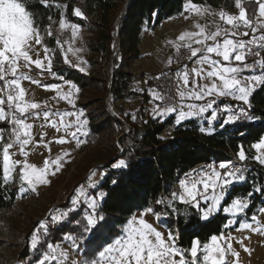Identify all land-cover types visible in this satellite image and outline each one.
Segmentation results:
<instances>
[{"label": "snow or ice", "instance_id": "6c2138e0", "mask_svg": "<svg viewBox=\"0 0 264 264\" xmlns=\"http://www.w3.org/2000/svg\"><path fill=\"white\" fill-rule=\"evenodd\" d=\"M31 0H0V186L7 188L18 182V193L22 197L28 192H37L40 186L51 183L50 176H55L66 162L65 158L70 153L63 151L55 158L46 157L42 166L29 161V145L34 143L32 129L33 124L28 121L40 118L41 115L46 124L54 128L58 133L63 131L66 135L58 137L54 143L60 145L76 141L79 146L84 143L80 137L87 136V118L83 110L76 111H50L47 102L41 103L27 98V89L24 81L40 84L39 80L30 75L33 66L40 70V75L52 69V50L43 43L44 35L37 21L35 12L30 10ZM45 8H62L66 11L67 4H60L57 0H37ZM258 5L254 18L249 17L248 10L243 6L242 0H234L238 14H232L221 10L218 14L194 0H186L184 11L192 15L203 17L206 14L218 15L223 23L210 27L208 24H194L195 30L182 32L174 44L177 52L181 48L187 49V59L194 61V66L189 68L184 65L176 72V97L164 95L152 90L154 100L165 102L163 108L158 104L153 109V114L161 116L177 113V123L190 117L200 116L213 109L220 98H231L250 106V98L257 86H264V56L256 49H264V0H254ZM74 15L83 17L80 8L73 9ZM187 18V17H186ZM47 19L52 21V17ZM71 27L72 36L79 34V26L69 24L61 12L59 29ZM241 28L249 31H240ZM46 35L53 36L51 23L47 26ZM241 39L239 37H249ZM56 45L63 53L65 63H71L68 52L74 49L68 41L62 42L59 36L54 38ZM65 44H68L65 49ZM43 45L45 53L40 58L37 46ZM79 51V49H75ZM36 57L33 59V57ZM249 56L256 57L248 62ZM45 60L47 63L45 64ZM81 63H86L80 61ZM169 64L173 60L169 58ZM78 66V65H76ZM23 69H27L24 71ZM80 71H85L80 68ZM258 73L243 75V73ZM55 75V74H53ZM63 79V77H58ZM70 84L73 91H61L62 85H44L48 90H56L59 99L66 100L75 108L72 99L79 92L76 84ZM208 97L213 99L207 100ZM206 103H193L186 101H205ZM219 107V105H217ZM43 108V111H38ZM59 117V120L52 119ZM75 117L74 120L68 118ZM223 117L221 126L235 123L242 117H248L245 108L233 107L225 104L221 112L213 109L209 116L210 121H216ZM133 119L135 117L133 116ZM44 125H42L43 127ZM203 131V129H201ZM68 137H71L69 139ZM36 146H47L43 135ZM254 155L249 157L245 146L238 148L237 157L240 162L253 159L260 165H264V137L251 144ZM17 149L18 151H14ZM19 154L22 159H16ZM113 168H128L125 159H119L112 164ZM246 166H237L232 160H223L210 163L199 169H193L178 180L177 185L166 195L155 201L161 206L160 210L149 205L144 207L139 214H131L122 221V227L116 231L112 220L103 213L101 202L107 193L96 191L91 193L80 186L74 191L67 210L54 206L48 217L38 221L31 235V248L37 253L34 264H67L69 253L56 242H48L50 236L49 224L59 225L67 220L70 213L77 211V206L85 203L86 208L79 218L73 217L75 224L70 232L62 239L70 242L73 248L79 249L78 241L87 240L88 248L81 261H72V264H240L239 252L235 250L230 235L223 231L211 234L202 241L198 236L185 248L178 243V233L172 229L167 230V235L152 222L146 219L151 215L157 223L163 227L166 218L177 211V205H185L194 208L208 220L213 214L223 211L234 219L228 220L225 228L237 223L235 217L245 214L249 209V199L245 196H236L226 201L229 190L236 184L246 181ZM93 176L95 173L92 174ZM113 183L116 181L113 180ZM88 188L97 189V182L89 177ZM258 191H264L257 189ZM250 195V194H249ZM222 204L224 205L222 207ZM260 211L264 213V208ZM227 219V217H226ZM253 223L242 222L238 230L250 229L264 233V222L257 215L250 218ZM75 233V235H73ZM242 244L243 241H240ZM245 251H250L245 248ZM235 259L229 261L228 257Z\"/></svg>", "mask_w": 264, "mask_h": 264}, {"label": "trees", "instance_id": "16d2710c", "mask_svg": "<svg viewBox=\"0 0 264 264\" xmlns=\"http://www.w3.org/2000/svg\"><path fill=\"white\" fill-rule=\"evenodd\" d=\"M57 2L67 4L66 11L62 8H45L37 0H31L29 4L44 35V44L53 53L52 72L55 75L41 84H61L69 80L79 86L82 93L84 90H91L89 97L81 101L84 110L89 112L90 116L88 138L96 139L107 130H111L115 137H119V145L123 147V151L116 146L114 158L116 161L125 159L129 167L116 169L109 166V174L94 190L107 193L101 207L106 217L112 220L116 231L120 230L122 221L144 207L151 205L160 210L161 206L156 205L155 201L172 190L185 173L200 165L229 159L233 161L241 144L245 146L249 157L255 154L250 146L264 134V86H259L251 95L250 106L248 105L246 112L248 117L252 118L243 117L235 123L223 126L221 121L215 129L209 128L207 123L195 117L178 124L174 113L165 118H150L146 112L150 100L147 91L141 94L143 100L136 111L130 113L132 111L124 107V102L136 98L138 93L132 89L131 65L141 56L143 30L145 27L155 29L164 20L183 13L186 0H57ZM194 2L228 10L235 7L234 0ZM244 6L249 17L254 18L258 8L254 0H246ZM74 8H80L84 16H75ZM61 12H64V18L68 21L86 28L88 34L86 44L91 62L95 66L98 65L100 71L105 69L104 75L101 73L99 76L86 75L62 63V52L54 40L56 36L46 35L50 23H59ZM48 16L52 17V21L47 19ZM172 71L173 69L169 68L163 73H151L146 79V85L156 88L164 95L173 96ZM156 102L160 106H164L165 103L157 100ZM171 127L172 136L165 138L163 133ZM245 166L248 169L245 173L246 181L234 185L225 200L236 196L250 199L251 204L247 210L250 217L259 205L264 207L262 200L264 191L259 193L257 190H264V166L251 158L245 161ZM113 180L116 182L113 183ZM18 201V182L7 188L0 186V216L14 209ZM83 210V206H80L59 225L49 224L48 242L64 241L62 237L76 227L72 222L73 217L79 218ZM228 218L227 214L220 211L205 220L196 209L177 205V211L171 213L164 224L168 229L178 233V243L187 248L197 236L203 241L211 234L224 231ZM33 230L28 232L29 239L27 238V245L23 246L21 255L26 264H34L37 256L31 248L30 237ZM79 243L81 244L79 249L85 256L88 242L83 240Z\"/></svg>", "mask_w": 264, "mask_h": 264}, {"label": "rangeland", "instance_id": "374dc122", "mask_svg": "<svg viewBox=\"0 0 264 264\" xmlns=\"http://www.w3.org/2000/svg\"><path fill=\"white\" fill-rule=\"evenodd\" d=\"M244 1L246 0H242V3H244ZM238 12L239 9L236 8V11L233 14H238ZM66 21L69 24H75L68 21L67 19ZM76 25L79 26L80 31L78 36L76 38H73L72 29L70 26L66 27L64 30H60L59 23L51 24L53 36H59L62 42L68 41L74 49L72 52H68V59L71 61V63L64 62L63 53L62 63H65L79 71L80 68H84L85 71L80 72L86 75L99 76L100 73L104 75L105 69H101L100 71L99 66H95L93 62H91L89 50L86 44L88 36L86 28L80 26L79 24ZM240 31H249L251 36V31L249 29L241 28ZM250 36L239 38L246 40L249 39ZM37 47L39 49L40 58L43 59L45 55L43 51V45ZM67 47L68 44H65V49H67ZM75 49H79V51H75ZM262 51L264 50L262 49L261 53ZM261 56H264V52L261 54ZM35 58L36 57L34 56L33 59ZM174 59L175 63L178 62V52L174 54ZM187 60L188 61L181 63L178 67L188 65V67L191 68L193 59ZM80 61H84L86 63H81ZM46 63L47 61L45 60V64ZM142 68L143 66L139 65V63L137 62L131 65V72L133 73L132 89L134 91H137L138 93L136 94V98L124 102V107L126 110L132 111L130 113L136 111L140 107L143 100L141 94L147 91L150 95L148 107H146L147 116H149L150 118H165L168 115L161 116L159 114H153V109L158 105V103L153 99L152 90L157 91V89L148 87L146 85V79L149 77V74L154 71L149 69L147 72L143 71ZM23 70L27 71V69ZM53 74L54 73L51 69V72L45 71L43 75H40V70L36 69L35 66H33L32 71L30 72V75L33 77V79L39 80L40 83L52 78L54 76ZM65 81L61 84V91L69 92L71 90L74 92V90L71 89L70 84H66ZM23 86L27 89V98L29 100L41 103L42 105L43 102L46 101L47 109L50 111L63 112L83 110L85 116L82 117V119L87 118L88 120L86 128L89 134V112H86L84 110L85 107L81 103L85 101L86 97H89V92H92L91 90H84L82 93L79 86H77L79 88V92L75 93L72 97L75 102V108H73L72 105L68 104L66 100L57 98L58 94L56 90H48L42 84H33L29 81H24ZM191 102L198 103L200 101ZM227 102L228 105H237V107H243L245 108V110H247L248 107V105H244L242 102L231 103L228 100ZM109 106L111 107V103H109ZM220 107H217V105H215L213 109H215L217 112H221L222 110ZM213 109H210L208 112L200 116L194 117L201 122L207 123L210 126L209 128L215 129L217 127V124L220 123L223 118L219 117L216 121H210L209 116L211 115ZM38 111L42 112L43 108ZM174 114L177 117V113ZM52 119L59 120V117H52ZM68 119L74 120L75 117H70ZM241 119H243V117ZM146 120L147 117L145 118V121ZM28 122L34 125L32 129L34 143L29 145L28 149L31 153L29 156L30 162L42 166L43 160L49 156L48 148L51 149V156L53 158H55L63 151L69 152L70 156L65 158L66 162L64 163V166L61 168V170L57 172L55 176L49 177V179L51 180V183L49 185L40 186L37 189L38 194L36 192H28L22 197L19 196L17 206L0 216V264H26V262L21 259V255L24 250L23 246L27 245L26 242L28 241L27 238L29 237L28 232L31 229L35 228L38 221L48 217L49 212L53 209L54 206L67 210V208L70 207V201L74 194V191L80 186H84L87 191L95 193L93 189L88 188L89 177L97 182L98 187L104 177L109 174L112 164L118 161H116L114 158V155H116L117 151L116 146L119 148V150L123 151V147L119 145V137H115L111 130L103 132L102 134L98 135L96 139H89L88 134L87 136H82L80 137V139L85 142L81 143L79 146L76 145L75 140H72L71 143L60 145L58 143H54L53 141H55L58 137L64 136L66 134L63 131L58 133L54 128L46 124H44L43 128L40 127V125H42L41 123L44 122L42 115L40 118H33ZM42 135L44 137V141L47 143V146L43 144H41L40 146H36L35 142H39ZM163 136L165 138L171 137L172 127L168 128L163 133ZM262 137H264V134ZM68 138L71 139V137ZM14 151L18 150L14 149ZM15 158L22 159L19 154H17ZM233 162L241 167L245 166V162H240L237 155ZM201 167L203 166L200 165L195 169H199ZM93 173H95L94 176L92 175ZM259 193H261V191H259ZM262 200L264 201V195L262 196ZM250 204L251 203L249 199V206ZM80 206H83V208L87 207V205L83 203V201L81 205L77 206V209ZM261 208L264 207L262 205H259L255 209L253 214L257 215L258 219L261 222H264V213L260 211ZM247 210L245 214H241L235 217L237 223L233 224L229 228H226L223 232L226 235H230L231 237H233L231 242L235 250L240 254V264H264V233L255 232L250 229L238 230L239 224L242 222L253 223V226L255 227V222L250 219L253 214L249 217L247 214ZM140 211L141 210H138L134 214L138 215ZM227 215L229 216L228 220L234 219L229 214ZM146 219L160 228L161 231H164L165 235H167L168 227L166 226V224L161 227V225L157 223L151 215L147 216ZM240 241H243V243L241 244ZM57 243L61 244V246L69 253L67 264H72V261L74 260L81 261L88 258L81 253L82 250L73 248L68 241L64 240ZM245 248L249 249L250 251H245ZM228 259L229 261H232L235 258L229 256Z\"/></svg>", "mask_w": 264, "mask_h": 264}, {"label": "crops", "instance_id": "0c3cea01", "mask_svg": "<svg viewBox=\"0 0 264 264\" xmlns=\"http://www.w3.org/2000/svg\"><path fill=\"white\" fill-rule=\"evenodd\" d=\"M244 3H245V1H244ZM244 3H243V6H244ZM201 5L210 8L212 13H217V14L221 10L228 12V13H232V14L236 11V7H234L232 10H228L226 8H215V7L210 6L208 4H201ZM196 22H199L200 24H208L211 27L213 25V23L221 24L222 21L219 20L218 15L206 14L203 17H200V16L192 15L189 12L183 11V13H181L178 16L171 17V18L164 20L155 29H150V28L145 27V29L143 30L142 42L140 45L141 56L139 57V59L136 62L139 63V65L143 66V68H142L143 71L148 72L149 69L154 71L151 73H158L159 74V73H163L164 71H167L169 68L173 69L172 74H171V76H172V87H173V97H176V92H175V88H176V84H177L176 72L179 71L183 67H178L180 65L177 62L175 63L174 54L177 52V50H176L174 44L170 43V41H176L178 36L184 31L195 30L194 24ZM169 58H171L173 60V63L169 64L167 62L169 60ZM195 59L196 58H193V62L191 63V67L194 66ZM150 74H149V76H150ZM243 74L249 75V74H253V73L245 72ZM61 84H59V85H61ZM258 87L259 86H257V88ZM151 88H153V87H151ZM211 99H213V98L212 97L207 98V100H211ZM207 100L200 101L198 103H206ZM227 100L230 101L231 103H239L240 102V101L232 100L231 98H220L217 100V102H218L217 105L221 106V107L219 106L221 108V110H223L225 104L228 103ZM186 102H191V101H186ZM214 106L215 105H213V107ZM229 106L233 107L234 109L238 108L237 105H229ZM160 107L163 108V106H160ZM176 119H177V117H176ZM41 124L44 125V124H46V122L44 121ZM42 125H40V127H42Z\"/></svg>", "mask_w": 264, "mask_h": 264}, {"label": "built area", "instance_id": "2783aa9c", "mask_svg": "<svg viewBox=\"0 0 264 264\" xmlns=\"http://www.w3.org/2000/svg\"><path fill=\"white\" fill-rule=\"evenodd\" d=\"M256 50H258V51H260V53H261V50L262 49H256ZM264 50V49H263ZM264 51H262V53H263ZM261 53V54H262ZM187 56H188V52H187V49H185V48H181L180 50H179V52H178V64L180 65L181 63H183V62H185V61H188L187 60ZM254 59H257L256 57H253V56H249V58H248V62H252ZM104 74H105V70H104ZM250 109V108H249ZM236 164V163H235ZM237 166H239L238 164H236Z\"/></svg>", "mask_w": 264, "mask_h": 264}]
</instances>
